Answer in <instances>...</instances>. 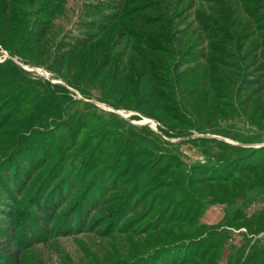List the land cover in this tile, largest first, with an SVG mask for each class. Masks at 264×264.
<instances>
[{
	"label": "rangeland",
	"instance_id": "rangeland-1",
	"mask_svg": "<svg viewBox=\"0 0 264 264\" xmlns=\"http://www.w3.org/2000/svg\"><path fill=\"white\" fill-rule=\"evenodd\" d=\"M12 231L0 264H264V0H0Z\"/></svg>",
	"mask_w": 264,
	"mask_h": 264
},
{
	"label": "trees",
	"instance_id": "trees-1",
	"mask_svg": "<svg viewBox=\"0 0 264 264\" xmlns=\"http://www.w3.org/2000/svg\"><path fill=\"white\" fill-rule=\"evenodd\" d=\"M81 45V44H79ZM84 48V46L80 47ZM253 149V148H251ZM14 232H10V240L8 242H5L4 244L0 245V254L4 257H7L9 261L16 262V259L18 257V251H14L13 249L15 248V244H17L18 239L20 238L19 235L14 236ZM16 237V238H15Z\"/></svg>",
	"mask_w": 264,
	"mask_h": 264
}]
</instances>
